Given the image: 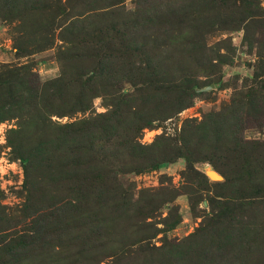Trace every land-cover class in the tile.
Instances as JSON below:
<instances>
[{"label":"trees","instance_id":"obj_1","mask_svg":"<svg viewBox=\"0 0 264 264\" xmlns=\"http://www.w3.org/2000/svg\"><path fill=\"white\" fill-rule=\"evenodd\" d=\"M137 1L136 11L129 12L137 21H93L107 17V8L110 14L119 12L124 2L110 0L106 7L90 6L78 14L86 0H0V17L9 23L20 20L13 30L17 56L56 48L60 68L59 77L40 82L34 80L31 65H0V123L17 121L6 133V144L13 161L22 163L27 192L18 215L2 206L0 191V264H28L29 258L42 254L46 264H100L106 257L110 264L140 260L132 247L119 242L118 225L147 226L177 193L169 191L155 201L158 193L145 191L133 203L120 176L166 168L179 159L186 163L183 177L191 210L202 222L181 243L165 238L160 248L143 245L180 224L174 208L162 220V229L137 243L147 252L152 249L151 256L158 250L159 264L177 259L180 264H197V259L199 264H264V141L240 137L244 109L254 108L264 97V40L254 41L250 35L255 27L264 30V0H209L215 18L222 13L238 17L232 21L257 52L252 79L260 90L251 87L220 111L187 121L178 139L160 135L149 145L140 142L143 131L169 117L160 105L180 113L199 95L195 81L183 84L162 64L169 60L164 52L178 46L176 37L188 40L204 32L192 30L195 21L189 18L206 21L209 12L189 8L194 0H170L164 21H159L160 8ZM122 82L134 90L120 88ZM96 98H102L106 112L95 113ZM78 114L83 117L76 118ZM207 141L215 150L211 157L203 151ZM201 162L210 163L224 181L212 182L198 171ZM204 201L209 211L199 210ZM188 244H195L196 255L192 251V257H184L181 251ZM100 252L105 255L100 257Z\"/></svg>","mask_w":264,"mask_h":264},{"label":"rangeland","instance_id":"obj_2","mask_svg":"<svg viewBox=\"0 0 264 264\" xmlns=\"http://www.w3.org/2000/svg\"><path fill=\"white\" fill-rule=\"evenodd\" d=\"M109 1L110 0H86L85 5L82 3L80 6L81 8L77 9V13L82 14L87 12L90 6L96 8L106 7L110 5ZM122 1L124 2V8H118L119 12L110 14L111 10L107 8V10L109 9L107 17H101V20L96 18L97 20L94 19L93 21H137L135 18L136 16H134L135 13L129 12L136 11L139 2L137 0ZM144 1L154 4L155 9L160 8L161 10L158 13L161 20H158L164 21L162 15L166 13V9L171 5L169 4L170 0ZM194 1L196 2L188 3L189 8L193 6L194 10L196 8V11L197 8L198 10L204 8L209 12L208 18L206 21L198 20L197 18L196 20L189 17L187 18H189L190 21H195L192 24V30L196 27L200 31H204V34L190 35L188 40L185 37H176L178 46L176 45L174 50L171 49L172 52L170 49L168 52H164V55L169 60L165 61L162 66L164 67L167 63L172 69L175 77L180 78L183 84L186 83L188 79L195 81V83L198 84L197 92L207 87L212 86V88L209 91L198 92L199 95L194 98L192 105L182 110L180 113L173 114V108H171L170 105L169 108L168 106L160 105L158 109L161 110L163 108L162 111L169 113V117L155 121L153 128L143 131L140 142L144 145L153 143L160 135L178 139L182 135L184 125L187 121H201L206 114L220 111L226 104L231 102L235 95L242 96L248 92L251 87L254 90H260L258 82L252 79L255 72L254 65L257 62V52L256 49L253 50L250 48V40H246V32L241 28L237 30V27H239L238 23L232 21L233 18L236 20L238 17L231 16L230 14L226 16L222 13L218 18H215L214 14L216 11L212 4L209 3V0ZM185 12L186 11H184V13ZM98 13H102V11L98 10ZM58 20H61V18ZM8 21L10 20L0 17V65H31L36 74L34 80L40 82L59 77L60 68L56 59L57 49H49L26 58H19L17 56V49L14 48V35L16 32H13V30L19 25L20 20L13 19L12 21L14 22L12 23ZM216 24H218V26H216ZM241 26H243V24ZM233 27L234 29L236 27V30H231ZM136 33L137 40H144L143 30L141 33V29H139ZM250 35L253 37L254 41L255 37L264 40V30L261 27H255V30L251 31ZM119 86L131 92L134 90L133 86L128 82H122ZM260 98L259 102L261 103H258L257 106L244 109L245 114L242 121L243 130L240 137L245 141H264V97ZM93 110L97 114L106 112L102 98L95 99ZM82 117V114L76 115V118ZM53 119L63 123L70 121L67 117H54ZM16 122V120H11L0 123V134L2 131L5 132L4 142H6L7 131L16 128ZM209 144L210 143L207 141V145L204 147L203 151H208L207 156L211 157L215 150H212ZM21 164L20 160L13 161L11 158V148L7 147L6 143H0V191L4 194L1 204L6 208L9 214L19 215L26 203L27 192L24 188L25 173ZM185 168V160L179 159L166 168L139 175L129 174L120 176L125 188L132 192L133 203L138 201L141 198V194L145 191H149L152 194L158 193L153 197L155 201H161L163 197H167L164 195L169 194V191L177 193L176 198L172 202H168V204H164L161 207L159 210L161 216L147 220V222L150 223L145 224L147 226H141L140 224H136V222H132L133 224H129L126 227H120L118 225L116 236L119 242L123 243L124 247H132L134 255L141 256L140 260L129 262V264H159L157 260L162 258V254L156 255L158 251L156 250L153 256H151L152 249L163 247L165 245V238L173 243H181L190 235L194 234L200 226L202 218L194 216L191 210L190 195L187 193V184L183 177ZM196 169L206 175L208 171H216L210 163L204 162L198 163ZM211 181L222 182L224 179L222 181ZM204 202L200 204L199 210L209 211L208 203L206 202L207 206H205ZM174 208L178 209V214L181 217L180 224L174 230L167 232V236L162 233L154 237L151 236L156 228H163L161 224L162 220L166 218ZM137 225L141 226V229H138ZM142 236L153 237L143 241V245L144 243H150L152 249L148 252L137 243V240ZM207 244H209V242ZM108 245L110 246V240H108ZM194 245L191 247L188 244V246L181 251L184 253V257L187 254L190 257L194 254L196 255L193 249ZM99 255L101 257L105 255V252H100ZM47 260L46 255L42 254L35 259L32 257L29 258L27 262L28 264H46ZM111 262L112 259L106 257L100 264H110ZM196 263L199 264L198 259ZM174 264H180V260H175ZM202 264L206 263L202 262Z\"/></svg>","mask_w":264,"mask_h":264},{"label":"water","instance_id":"obj_3","mask_svg":"<svg viewBox=\"0 0 264 264\" xmlns=\"http://www.w3.org/2000/svg\"><path fill=\"white\" fill-rule=\"evenodd\" d=\"M212 88L211 87H207L205 89H201V90H198V92H203V91H209L210 89ZM217 175V176H216ZM207 176L209 177V179L213 180V181H222L224 178L216 171H208L207 172ZM204 205L207 206V203L204 202Z\"/></svg>","mask_w":264,"mask_h":264},{"label":"built area","instance_id":"obj_4","mask_svg":"<svg viewBox=\"0 0 264 264\" xmlns=\"http://www.w3.org/2000/svg\"><path fill=\"white\" fill-rule=\"evenodd\" d=\"M4 133H5V132L2 131L1 134H0V137H1V139H0L1 142H0V143H6V142H4V140H5V135H4Z\"/></svg>","mask_w":264,"mask_h":264},{"label":"bare ground","instance_id":"obj_5","mask_svg":"<svg viewBox=\"0 0 264 264\" xmlns=\"http://www.w3.org/2000/svg\"><path fill=\"white\" fill-rule=\"evenodd\" d=\"M217 176V175H216Z\"/></svg>","mask_w":264,"mask_h":264}]
</instances>
